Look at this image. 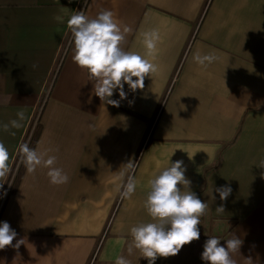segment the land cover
Segmentation results:
<instances>
[{"label": "crops", "instance_id": "1", "mask_svg": "<svg viewBox=\"0 0 264 264\" xmlns=\"http://www.w3.org/2000/svg\"><path fill=\"white\" fill-rule=\"evenodd\" d=\"M104 9L129 27L125 51L143 55L140 33L160 35L157 72L135 93L125 85L119 106L91 94L86 71L71 59L67 20ZM209 52L217 59L207 68L193 62ZM118 98L114 91L110 99ZM20 111V128L0 130L9 153L0 221L17 234L0 249V264H114L118 256L147 264L128 253L129 229L149 221L148 181L176 160L208 207L199 239L155 264H204L208 236L223 244L234 235L243 240L236 264H264V0H0V124ZM34 124V149H51L69 180L52 185L46 168L24 169L9 194L19 145ZM129 161L137 187L124 199L117 184L126 182ZM221 186L232 190L224 201Z\"/></svg>", "mask_w": 264, "mask_h": 264}, {"label": "clouds", "instance_id": "2", "mask_svg": "<svg viewBox=\"0 0 264 264\" xmlns=\"http://www.w3.org/2000/svg\"><path fill=\"white\" fill-rule=\"evenodd\" d=\"M56 19L62 20L61 17ZM67 26L71 33L72 62L86 71L88 81L92 82L91 94L107 104L119 106L120 101L125 100L128 95L125 85L130 92L135 93L137 89L144 88L145 77H151L158 70L157 64L153 61L160 35L155 29L140 33L144 48V54L141 55L125 51L121 47L130 29L126 25H121L112 10H101L91 19L83 11H78L67 20ZM216 59L214 52L196 53L192 56L193 62L202 69L207 68ZM114 91L118 99H110ZM131 103L132 101H129V104ZM16 115L17 119L0 124V130L20 128V121L24 120L25 115L22 111ZM50 151L51 149L38 151L30 148L27 143H22L18 148L19 161L29 174L34 173L39 167L46 168L49 183L63 185L68 182L69 177L62 168L56 166V157L49 155ZM8 161V150L0 142V178L6 177L9 173ZM125 165L129 175L126 182L117 184V190L121 198L127 199L134 194L137 184L134 175L131 174L135 165L130 161ZM259 167L264 168V161L260 162ZM185 171L183 160L169 161L167 166L148 181L149 191L143 201V207L150 219L129 229L131 240L127 249L129 254L137 251L138 258H144L147 264H155L159 257L177 255L182 246L200 237L197 226L208 204L202 202L190 190V181L185 178ZM123 175L124 173H120L116 179L119 181ZM261 177L264 178V172L261 173ZM2 185L3 183H0V186ZM185 186L187 190H184ZM215 191L219 194L220 200L224 201L232 190L229 186H221ZM216 211L224 212L223 205L217 206ZM16 235L7 221H0V249L12 244ZM20 241L14 246L18 247ZM223 241L221 244L218 237L208 236L200 254L204 264H236L232 255L240 253L243 240L234 235ZM248 259L251 262V258ZM114 264H130V261L124 256H118Z\"/></svg>", "mask_w": 264, "mask_h": 264}, {"label": "trees", "instance_id": "3", "mask_svg": "<svg viewBox=\"0 0 264 264\" xmlns=\"http://www.w3.org/2000/svg\"><path fill=\"white\" fill-rule=\"evenodd\" d=\"M39 135H40V129H39V126L36 128V132L34 134V137L32 139V142L30 144V148H34L35 144L37 143L38 141V138H39ZM24 169L25 167L23 166V164H21L15 178H14V181H13V184L11 186V189H10V192L9 194H14L15 191L17 190L18 188V185L21 181V178H22V175H23V172H24Z\"/></svg>", "mask_w": 264, "mask_h": 264}, {"label": "built area", "instance_id": "4", "mask_svg": "<svg viewBox=\"0 0 264 264\" xmlns=\"http://www.w3.org/2000/svg\"><path fill=\"white\" fill-rule=\"evenodd\" d=\"M35 124L31 127V129H30V131H29V133H28V135H27V137H26V140H25V142L24 143H27L28 145L30 144V141H31V139H32V137H33V135H34V132H35ZM21 164L22 163H20V161H19V156L17 157V159H16V162H15V164H14V166H13V169H12V173H11V176H10V179L8 180V185H7V191L11 188V186H12V184H13V181H14V178H15V176H16V174H17V172H18V170H19V168H20V166H21Z\"/></svg>", "mask_w": 264, "mask_h": 264}]
</instances>
